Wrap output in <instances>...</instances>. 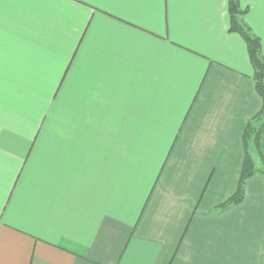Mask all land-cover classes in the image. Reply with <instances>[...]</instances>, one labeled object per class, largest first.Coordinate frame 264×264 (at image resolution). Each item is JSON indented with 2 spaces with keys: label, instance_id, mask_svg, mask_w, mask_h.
Wrapping results in <instances>:
<instances>
[{
  "label": "crops",
  "instance_id": "crops-1",
  "mask_svg": "<svg viewBox=\"0 0 264 264\" xmlns=\"http://www.w3.org/2000/svg\"><path fill=\"white\" fill-rule=\"evenodd\" d=\"M229 27L228 0H0V264H264V176L222 208L263 105Z\"/></svg>",
  "mask_w": 264,
  "mask_h": 264
},
{
  "label": "trees",
  "instance_id": "trees-1",
  "mask_svg": "<svg viewBox=\"0 0 264 264\" xmlns=\"http://www.w3.org/2000/svg\"><path fill=\"white\" fill-rule=\"evenodd\" d=\"M228 10L230 17L229 31L238 33L246 42L250 62L254 68V80L256 89L263 100V105L259 113L251 120L244 133L245 158L236 193L225 203L222 208L230 204L238 203L244 196V185L247 179L256 174L264 176V158L260 151V134L264 129V54L262 52L261 39L257 36L252 28L245 21V16L249 8L244 7L240 0H228ZM254 123H258L254 127ZM253 143L256 152L260 156L263 168L257 167L255 160L250 152V144Z\"/></svg>",
  "mask_w": 264,
  "mask_h": 264
},
{
  "label": "rangeland",
  "instance_id": "rangeland-1",
  "mask_svg": "<svg viewBox=\"0 0 264 264\" xmlns=\"http://www.w3.org/2000/svg\"><path fill=\"white\" fill-rule=\"evenodd\" d=\"M44 119H46V117H45ZM43 121H44V120H43ZM253 126H254V127H257V126H258V123H254Z\"/></svg>",
  "mask_w": 264,
  "mask_h": 264
},
{
  "label": "snow or ice",
  "instance_id": "snow-or-ice-1",
  "mask_svg": "<svg viewBox=\"0 0 264 264\" xmlns=\"http://www.w3.org/2000/svg\"><path fill=\"white\" fill-rule=\"evenodd\" d=\"M69 67H70V65H69Z\"/></svg>",
  "mask_w": 264,
  "mask_h": 264
}]
</instances>
